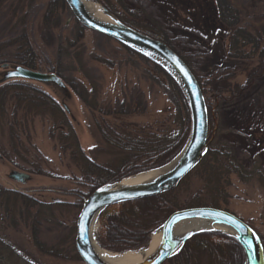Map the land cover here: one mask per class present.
<instances>
[{
  "label": "rangeland",
  "instance_id": "obj_1",
  "mask_svg": "<svg viewBox=\"0 0 264 264\" xmlns=\"http://www.w3.org/2000/svg\"><path fill=\"white\" fill-rule=\"evenodd\" d=\"M48 1L0 0V42L8 43V39L13 40L24 30L42 64L36 70L48 72L49 64L55 65L61 72V78L68 84L77 82L79 91L86 95L87 100L95 101L97 108L115 109L117 103L127 102L131 97L141 95L145 103L143 113L124 116L122 119V124H126L129 129L135 128L158 135L177 127L175 103L168 93L166 81L160 76L157 77L151 63L131 54L109 37L84 27L80 28L67 5L57 10L59 25L51 26L48 33L42 36L39 29ZM88 1L97 4L100 2ZM102 1L121 16L127 10L142 15L136 22L143 28L147 27L142 22L154 24L156 21L161 24L156 9L147 0ZM232 2L239 11L243 6L246 8L247 17L252 18V26L258 29L264 27V19H255V15L252 16L256 11H264V7H260L264 0ZM98 5L100 8L103 6ZM150 21L152 22L149 23ZM159 23H156L157 27ZM259 31L264 36V28L250 33L258 34ZM172 42L175 45V41ZM262 46L264 42L260 44ZM223 47L226 48V43L215 39L212 51L202 58L192 60L189 65L195 78L201 77V81L203 76L206 78L207 75L214 74L210 85L205 89L207 92L220 89L221 98L227 100L235 96L240 90L239 86L246 84L248 70L257 66L260 50L254 51L253 45L243 47L249 53L243 61L230 58L228 52L224 53ZM213 51L216 53L213 54ZM5 53L8 60H12L13 46L7 48ZM13 65L17 64L0 63V73ZM18 82H28L47 92L52 98L65 101L71 115L68 114V117H73L74 120L71 118L66 122L60 111L51 112L48 109L38 110L37 113L30 111L25 115L20 108L13 117V98L9 96V99L3 101L5 113L0 114V152L4 156L0 158V191L3 192L0 194V236L3 237V244L0 241V264H84L74 247L76 218L82 203H78L77 195L69 192L74 190L75 193L85 194L89 189L80 181V167L71 158V151L75 148L74 145L68 147L72 142L71 137H68V126L71 124L74 127L77 143L84 155L97 164L113 166L120 155L105 142L97 125L106 122L110 126H120L118 120L121 118L116 120L113 116L101 115L98 109L92 110L69 85L67 87L71 98L65 97L53 86L26 80L10 79L0 83V87L4 83ZM252 85L239 98H235L236 101L225 103L219 98L220 106L215 112L216 122L212 129L213 140L210 142L218 146L223 143L227 147L226 152H230L231 156L221 154L214 162L209 160L214 167L211 171L212 178L202 165L196 166L170 190L169 197L175 208L172 212L209 206L234 214L258 234L264 254V80L253 81ZM11 123H15L17 127L16 137L11 136ZM220 163L224 166H219ZM12 172L30 174L31 180L24 184L18 183L9 178ZM19 192L34 194L39 201L51 204L52 216L47 217V222H42L41 228L37 224L38 236L47 247L58 245L64 258L42 255L33 246L29 219L18 214L22 209L19 203L13 206V202H21L14 199V194L19 196ZM1 202L8 203L5 205ZM118 205L105 208L95 218L96 243L112 253L148 247L152 235L160 227L149 235L145 246L110 250L100 245L103 217L118 209ZM162 264L167 263L164 261ZM203 264H207L206 261Z\"/></svg>",
  "mask_w": 264,
  "mask_h": 264
},
{
  "label": "trees",
  "instance_id": "obj_2",
  "mask_svg": "<svg viewBox=\"0 0 264 264\" xmlns=\"http://www.w3.org/2000/svg\"><path fill=\"white\" fill-rule=\"evenodd\" d=\"M99 1L103 7L121 22L164 42L180 56L190 70L192 69L189 64L192 60L198 57L202 58L212 51V43L215 39L226 43V48L223 47L222 49L224 53L225 51L226 53L228 52L230 58L245 61L249 53L245 52L243 47L247 45H253L254 51L255 49L260 50L257 66L248 70L246 84L239 86L238 89L240 90L237 91L235 96H231L227 100L221 98L220 89L215 88L213 89L214 91L208 90V92L205 89V87L207 88L210 85L214 74H211L212 76L207 75L206 78L203 76L202 81L201 77H196L204 97L209 124L208 150L197 166L202 165L203 169L212 178L211 171L214 170V167L210 164L209 160L214 162L221 154L231 156L230 152H226L227 147L223 143L218 146L210 142L213 140L212 129L216 122L215 112L220 106L219 98L225 101V103L233 101L235 98H239L242 92L250 88L253 81L264 80V46L260 47V44L264 42V36L260 31L258 34L250 33L262 30L264 27L258 29L252 26V18L247 17L248 12L246 8L243 6L241 11H239L232 0H147L150 6L156 9L157 17L161 21V24L156 21L152 24V21H150L149 23L153 26L142 22L141 24L147 28H143L136 22L141 19L142 15L136 14L133 10H127L125 15L121 16L107 3H104L102 0ZM65 6L64 0L48 1L39 29L42 36L48 33L51 26L57 27L59 25V13L57 10ZM260 7H264V4ZM123 8L126 9L124 5ZM254 8H257V6ZM254 15L255 19H264V11H256L252 16ZM76 23L78 22L76 21ZM156 23H159L158 27ZM78 25L80 28L83 27L79 23ZM8 41V43L0 42V63L9 62V64L21 65L32 70H36L38 66L42 65L39 62L38 53H36L28 38V34L24 30L20 34L18 33L13 40L8 39ZM172 41H175V45ZM10 46H13L12 60H8V56L5 53V50ZM126 49L131 54L143 58L128 48ZM215 53L213 51V54ZM239 54L240 56H238ZM145 60L151 63L153 71L158 75L157 77L159 78L160 76V78L166 81L168 93L176 106L177 127L165 134L154 135L142 130H135V128L132 130L126 124H122L124 116L128 117L143 113L145 103L141 95L131 97L127 102L121 101L117 103L118 105L115 109H111L110 107L97 108L95 101L87 100L86 95L79 91L77 82H69L68 84L61 78L60 70L55 65L49 64L48 72L57 74L66 82L65 84L75 91L86 106L92 110L98 109L101 115H110L115 117L116 120L121 118L118 120L120 121V126H110L106 122L97 125L105 142L120 155L113 166L97 164L84 155L77 143L74 127L71 124L68 126V137L72 139L68 147L70 148L74 145L75 148L71 151V158L80 167V181L88 186L89 189L85 194L75 193L74 190L69 192L71 195H77L80 205L84 197L88 196L100 185L117 182L140 171L154 169L168 163L177 155L186 141L189 130V115L180 88L161 67L150 60ZM4 84L0 87V114L5 113V110H3L4 106H2L3 101L5 102V100L11 97L15 103L13 117L16 116L17 109L21 108L25 115L30 111L37 113L38 110L48 109L51 112L54 110L60 111L64 115V121L66 122L67 120L69 122V119L72 118L68 117L70 114L63 108L65 101L52 98L47 92L36 86L28 82ZM9 127L12 133L11 136L16 137L17 127L15 123H11ZM0 156L4 157L1 152ZM219 166H224V164L220 163ZM170 192L127 201L119 204L118 209L115 211L107 213L103 217L104 225L102 229L103 234L100 237L101 240L99 239L100 245L110 250L132 249L145 246L149 235L159 228L169 214L175 210L169 197ZM19 193V196L14 194V199H19L21 202H13V206L19 203L22 209L18 211V214H23L29 219L33 246L42 255H49L58 259L64 258L62 250L58 245L47 247L46 243L38 236L37 224L41 228L42 222H47L48 218L52 216L51 204L39 201L34 194ZM0 194H3V192L0 191ZM2 203L7 205L8 202ZM7 212L9 213V210ZM0 241L3 244L2 236H0ZM165 261L167 264H203L205 261L207 264H243L244 255L240 244L233 237L220 231H203L191 236L177 254ZM192 261L194 262L192 263Z\"/></svg>",
  "mask_w": 264,
  "mask_h": 264
},
{
  "label": "water",
  "instance_id": "obj_3",
  "mask_svg": "<svg viewBox=\"0 0 264 264\" xmlns=\"http://www.w3.org/2000/svg\"><path fill=\"white\" fill-rule=\"evenodd\" d=\"M64 2L75 20L84 28L115 40L161 67L180 88L189 115V130L183 147L173 159L159 167H164L159 174L149 181L132 185L121 184L123 179L100 185L83 200L75 224V250L84 264H110L96 253L92 244L90 231L95 218L111 205L154 196L174 189L207 153L209 146L207 140L208 114L195 76L180 56L164 42L121 22L98 1V4L102 6V11L109 16V21L90 14L81 0H64ZM10 79L53 86L62 95L71 98L67 85L53 72H41L21 65H13L0 73V83ZM63 108L69 112L65 103ZM72 119L74 120L73 117ZM9 178L24 184L31 180V175L12 172ZM214 213H223V215H214ZM189 219H201L206 223L220 225L230 229L232 233L217 228L194 229L176 234L175 225ZM233 220L235 223L232 222ZM208 230L224 232L233 237L243 250V264H264L263 246L258 234L234 214L209 206L184 208L170 213L159 228L161 239L158 246L137 264H162L166 259L177 254L191 236Z\"/></svg>",
  "mask_w": 264,
  "mask_h": 264
},
{
  "label": "bare ground",
  "instance_id": "obj_4",
  "mask_svg": "<svg viewBox=\"0 0 264 264\" xmlns=\"http://www.w3.org/2000/svg\"><path fill=\"white\" fill-rule=\"evenodd\" d=\"M81 1L84 3L86 10L90 14L102 20H107V21L110 20L109 16H107L102 11V9L97 3L88 0H81ZM163 168L152 169L147 172L138 173L134 176L124 178L121 181V184L132 185V184L149 181L157 174H159ZM217 228L223 229L228 233H232V231L226 227L220 225H214L212 223H206L204 220L201 219H189V220L180 221L175 225L174 232L176 234H181L188 230L217 229ZM94 231H95V221L92 223L91 231H90L92 235V244L94 250L102 259H104L110 264H137L140 260H142L145 256L150 254L158 246L161 239L160 232L158 231L152 235L148 247L134 251L129 250L121 253H112L110 251L104 250L101 247H99V245L96 243L94 238Z\"/></svg>",
  "mask_w": 264,
  "mask_h": 264
},
{
  "label": "snow or ice",
  "instance_id": "obj_5",
  "mask_svg": "<svg viewBox=\"0 0 264 264\" xmlns=\"http://www.w3.org/2000/svg\"><path fill=\"white\" fill-rule=\"evenodd\" d=\"M186 74V73H185ZM214 215H220V216H222L223 215V213H214ZM228 219H230L231 220V218L230 217H228ZM233 223H235V221L233 220L232 221Z\"/></svg>",
  "mask_w": 264,
  "mask_h": 264
}]
</instances>
